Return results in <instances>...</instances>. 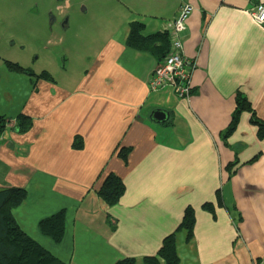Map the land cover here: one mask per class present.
<instances>
[{
  "label": "crops",
  "instance_id": "obj_1",
  "mask_svg": "<svg viewBox=\"0 0 264 264\" xmlns=\"http://www.w3.org/2000/svg\"><path fill=\"white\" fill-rule=\"evenodd\" d=\"M258 3L264 0H102L104 13H118L122 23L77 79L2 75L0 116L34 119L27 132L0 131V188L27 191L13 209L19 225L68 264L140 263L191 205L194 238L178 234L180 264H264V138L249 111L222 137L241 92L264 120V26L251 14ZM183 4L193 6L183 47L195 66L193 91L180 98L171 87L149 88L167 40L140 50L127 39L136 21L144 35L161 32ZM13 79L23 81L21 98ZM124 147L127 161L119 156ZM110 173L126 186L114 205L98 193ZM63 208L57 243L39 221Z\"/></svg>",
  "mask_w": 264,
  "mask_h": 264
},
{
  "label": "rangeland",
  "instance_id": "obj_2",
  "mask_svg": "<svg viewBox=\"0 0 264 264\" xmlns=\"http://www.w3.org/2000/svg\"><path fill=\"white\" fill-rule=\"evenodd\" d=\"M101 1L69 0L68 6L67 0H0V80L16 75L8 61L38 73L49 70L58 80L77 79L122 23L118 13H104ZM13 82L15 98H21L23 81Z\"/></svg>",
  "mask_w": 264,
  "mask_h": 264
},
{
  "label": "trees",
  "instance_id": "obj_3",
  "mask_svg": "<svg viewBox=\"0 0 264 264\" xmlns=\"http://www.w3.org/2000/svg\"><path fill=\"white\" fill-rule=\"evenodd\" d=\"M130 28L131 31L127 39L129 46L140 50H154L165 46L163 43L160 44L161 46H156L158 42L167 40L168 46L164 48L162 57L167 54L170 45L167 33L158 32L144 35L142 33L143 24L138 21L132 22ZM7 69L10 72L30 75L35 81L41 78L51 81L55 80L48 71L36 73L33 69L25 68L16 62L8 61ZM243 111L251 112V123L257 126L259 138H264V120L257 116L251 102L241 92L237 95L236 107L232 114L231 122L222 132V137L226 141L237 129ZM8 125L13 130L24 133L33 127L34 119L23 112L19 113L14 119L0 116V131L4 130ZM130 150V147L122 148L119 156L127 161ZM254 160L255 158L249 162ZM230 165L232 164H229L227 168ZM125 190L126 186L123 179L115 173H110L98 193L105 203L114 205L125 193ZM26 197V189L18 187L0 188V264H68L60 261L47 248L30 236L15 219L13 209L21 205ZM219 202L222 203V199H219ZM204 207L212 212L215 211V207L211 203H205ZM65 212L66 210L63 208L39 221L40 231L57 243L61 242L65 233ZM195 224V209L190 205L185 209L183 219L178 228L164 238L156 254L143 256L140 263L136 257H122L114 264H180L177 244L178 234L183 232L186 234L188 241L192 240L194 238Z\"/></svg>",
  "mask_w": 264,
  "mask_h": 264
},
{
  "label": "built area",
  "instance_id": "obj_4",
  "mask_svg": "<svg viewBox=\"0 0 264 264\" xmlns=\"http://www.w3.org/2000/svg\"><path fill=\"white\" fill-rule=\"evenodd\" d=\"M192 10L191 4H183L179 14L163 25L161 31L168 34L170 45L166 57L155 68L149 81L152 91L171 87L180 98L189 97L193 91L192 72L195 65L193 60L186 57L183 47V32ZM251 14L257 23L264 26L263 3L257 4Z\"/></svg>",
  "mask_w": 264,
  "mask_h": 264
},
{
  "label": "water",
  "instance_id": "obj_5",
  "mask_svg": "<svg viewBox=\"0 0 264 264\" xmlns=\"http://www.w3.org/2000/svg\"><path fill=\"white\" fill-rule=\"evenodd\" d=\"M153 114L158 117L160 120H165L167 117V112H165L164 110L161 109H157L153 112Z\"/></svg>",
  "mask_w": 264,
  "mask_h": 264
}]
</instances>
